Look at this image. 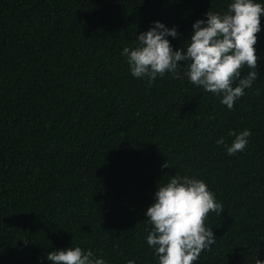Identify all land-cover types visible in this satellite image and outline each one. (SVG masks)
<instances>
[{
	"label": "trees",
	"instance_id": "1",
	"mask_svg": "<svg viewBox=\"0 0 264 264\" xmlns=\"http://www.w3.org/2000/svg\"><path fill=\"white\" fill-rule=\"evenodd\" d=\"M229 2L0 0V264H51L71 244L157 264L144 212L173 175L204 180L223 209L208 213L216 240L193 264L264 260V13L259 75L232 109L182 70L148 86L121 55L155 20L180 48ZM245 128L247 146L228 155L229 130Z\"/></svg>",
	"mask_w": 264,
	"mask_h": 264
},
{
	"label": "clouds",
	"instance_id": "2",
	"mask_svg": "<svg viewBox=\"0 0 264 264\" xmlns=\"http://www.w3.org/2000/svg\"><path fill=\"white\" fill-rule=\"evenodd\" d=\"M262 13L264 0H230L226 10H208L204 18L196 19L190 37L185 40L187 43L180 48H174L169 40L178 36L177 28L155 20L146 31L136 35L134 47L122 48L121 55L131 75L145 80L148 86L166 73L181 78L182 70L188 81L219 96L220 103L232 109L259 75L255 45ZM228 134L233 140L225 145L226 152L233 155L245 149L251 131L230 129ZM215 142L223 144L224 138ZM162 167H169L168 162ZM222 210L202 179L173 175L159 183L153 202L144 212L150 226L146 228V243L153 250L157 264L197 261L200 253L216 240L212 227L205 224L206 217L210 211ZM46 259L51 264H108L91 249L73 244L53 249ZM126 264H135V260L129 259ZM255 264H264V260L257 258Z\"/></svg>",
	"mask_w": 264,
	"mask_h": 264
}]
</instances>
